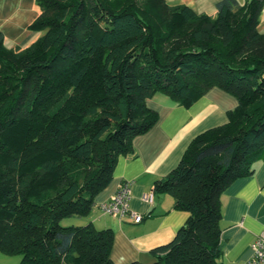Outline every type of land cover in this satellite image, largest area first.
I'll use <instances>...</instances> for the list:
<instances>
[{
  "label": "trees",
  "instance_id": "obj_1",
  "mask_svg": "<svg viewBox=\"0 0 264 264\" xmlns=\"http://www.w3.org/2000/svg\"><path fill=\"white\" fill-rule=\"evenodd\" d=\"M37 3L36 41L8 48L0 34V251L19 264H115L112 228L62 221L91 213L158 122L156 92L189 107L218 87L237 99L228 121L153 186L186 221L152 262L128 264H219L222 194L264 159V0H220L214 14L167 0Z\"/></svg>",
  "mask_w": 264,
  "mask_h": 264
},
{
  "label": "crops",
  "instance_id": "obj_2",
  "mask_svg": "<svg viewBox=\"0 0 264 264\" xmlns=\"http://www.w3.org/2000/svg\"><path fill=\"white\" fill-rule=\"evenodd\" d=\"M167 1L214 14L220 0ZM238 1L245 4L248 0ZM40 13L37 0H0V34L4 44L8 48H24L36 41L43 32L28 26ZM260 19L259 30L264 32V5ZM148 105L158 111V122L134 138L132 156L119 158L113 181L96 197L91 213L79 218L73 216L72 221L65 223L83 225L91 222L97 229L112 228L111 258L115 264L138 260L152 262L150 249L171 240L184 224L188 213L174 208L172 195L155 193L152 204L145 202L142 195L153 192L155 180L179 164L197 135L228 121V112L237 106V99L215 87L189 107L160 91L148 100ZM125 181L131 183V210L143 215L139 223L129 215L120 219L101 210L100 203L110 198ZM221 199L223 255L219 264H247L253 254L255 239L264 233V159L256 162L253 175L234 181ZM20 261V255L0 251V264H19Z\"/></svg>",
  "mask_w": 264,
  "mask_h": 264
},
{
  "label": "built area",
  "instance_id": "obj_3",
  "mask_svg": "<svg viewBox=\"0 0 264 264\" xmlns=\"http://www.w3.org/2000/svg\"><path fill=\"white\" fill-rule=\"evenodd\" d=\"M131 196V183L125 181L121 184L119 189L110 196V198L100 203L101 210L120 219L129 215L134 222L139 223L143 220V215L131 210ZM142 198L145 202L152 204L154 202L155 193H144ZM252 248L253 254L247 264H264V233L257 236Z\"/></svg>",
  "mask_w": 264,
  "mask_h": 264
},
{
  "label": "rangeland",
  "instance_id": "obj_4",
  "mask_svg": "<svg viewBox=\"0 0 264 264\" xmlns=\"http://www.w3.org/2000/svg\"><path fill=\"white\" fill-rule=\"evenodd\" d=\"M72 218V219H71ZM76 218H79V217H76ZM73 220V217H70V219H64V221H62V225L64 226H67L65 223L69 222V221H72ZM70 225H73V224H70Z\"/></svg>",
  "mask_w": 264,
  "mask_h": 264
}]
</instances>
